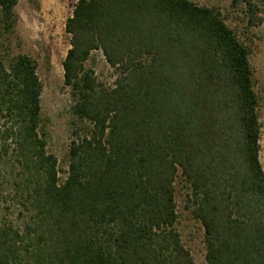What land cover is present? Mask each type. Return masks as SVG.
I'll return each mask as SVG.
<instances>
[{
	"label": "trees",
	"instance_id": "1",
	"mask_svg": "<svg viewBox=\"0 0 264 264\" xmlns=\"http://www.w3.org/2000/svg\"><path fill=\"white\" fill-rule=\"evenodd\" d=\"M18 1L0 0V37ZM67 1L64 87L91 128L62 170L46 150L36 62L0 51V264H194L177 230L179 172L206 264H264L250 49L190 0ZM245 5L247 26L260 25ZM93 51L116 71L111 88L85 68Z\"/></svg>",
	"mask_w": 264,
	"mask_h": 264
},
{
	"label": "rangeland",
	"instance_id": "2",
	"mask_svg": "<svg viewBox=\"0 0 264 264\" xmlns=\"http://www.w3.org/2000/svg\"><path fill=\"white\" fill-rule=\"evenodd\" d=\"M190 1L218 10L226 25L250 49L249 63L258 99L257 115L261 132L259 160L264 171V0H250L257 5L259 17L262 18V22L256 27L247 26V0ZM72 9L67 0H19L15 8L17 22L13 35L8 39L0 37V51L4 57L26 54L37 64V74L43 84L41 119L42 128L46 132V150L57 157L62 170H66L70 143L77 138V134L82 136L91 128L89 122L80 121L73 115L75 100L70 90L64 87L62 63L70 48V36L65 30V23L71 16ZM85 68L94 72L99 84L105 88L112 87L116 71L109 67L101 51L90 54ZM65 176L60 172L61 180ZM174 186L177 230L181 242L189 251L194 264H206L204 231L186 207L189 189L180 172ZM6 191L8 192L7 189ZM3 215H9L8 218L15 220V216L6 211Z\"/></svg>",
	"mask_w": 264,
	"mask_h": 264
}]
</instances>
